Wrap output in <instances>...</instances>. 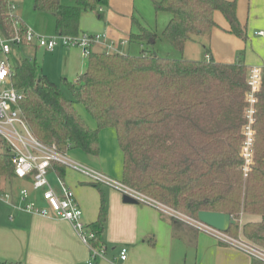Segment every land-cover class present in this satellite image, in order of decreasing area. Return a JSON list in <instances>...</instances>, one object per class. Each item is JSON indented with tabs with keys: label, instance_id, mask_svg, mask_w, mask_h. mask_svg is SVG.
I'll return each instance as SVG.
<instances>
[{
	"label": "trees",
	"instance_id": "trees-1",
	"mask_svg": "<svg viewBox=\"0 0 264 264\" xmlns=\"http://www.w3.org/2000/svg\"><path fill=\"white\" fill-rule=\"evenodd\" d=\"M9 3L0 0V27L7 34L13 32L14 22ZM105 5L108 0H78L74 5L35 0L37 9L56 17V32L68 35L81 33L84 10ZM156 7L170 13L164 35L180 50L193 34L217 25L216 10L224 14L229 31L247 38L236 0H161ZM137 23L139 32L131 33V41L144 45L156 39V31ZM20 24L25 26L21 20ZM247 71L241 61L224 63L212 57L191 60L145 49L140 55L92 50L86 71L75 82L66 80L75 99L68 98L58 83L40 71L36 60L28 57L14 64L12 81L23 95L22 112L38 139L98 155L100 131L113 128L123 153L124 184L193 218L201 210L229 212L235 218L242 211L260 214L262 220L247 223L243 233L264 249V75L256 112L259 134L245 175L241 148ZM77 104L85 106L96 128L84 119ZM55 167L62 176L66 172L62 164ZM14 174L11 152H0V177ZM107 217L102 194L98 219L88 224L96 247L106 246ZM238 229L236 223L229 233L237 236ZM252 259V264H264Z\"/></svg>",
	"mask_w": 264,
	"mask_h": 264
},
{
	"label": "crops",
	"instance_id": "crops-1",
	"mask_svg": "<svg viewBox=\"0 0 264 264\" xmlns=\"http://www.w3.org/2000/svg\"><path fill=\"white\" fill-rule=\"evenodd\" d=\"M108 4V25L106 24V31L123 37L121 48L126 49L125 45L130 40L131 33L139 32V27L137 31H134V0H108ZM97 12L99 13V18H104V8ZM86 15L87 13L85 12L81 15L80 28L86 21ZM19 19L23 21L20 17ZM54 19L56 30L55 16ZM143 25L156 31L152 26ZM140 44L143 46L142 43ZM29 46L34 49L41 48L35 45L20 47L25 48ZM237 46L238 44L236 43L234 47ZM93 48V51L97 52L106 51L104 50L105 46L102 44L94 45ZM56 53L61 56L63 66L69 69L73 78L78 79L86 71V58L78 49L60 48ZM206 53H210L211 57L219 62H238L234 60V50H230V53L224 55L211 49L207 50ZM257 61L259 60H255L254 57H248L246 63L241 62L249 69L251 67L248 64H257ZM41 72L52 81L58 83L42 68ZM77 109L88 124L92 128H96L94 126V121L96 120L88 112H85L87 110H84L79 104H77ZM77 155L90 163H95V160L85 156L83 152H79ZM107 157L110 158L108 155ZM105 170L110 174L115 172L110 166H106ZM62 177L65 179L68 187L74 192L84 212V220L87 224H91L98 219L102 194L106 197L108 217L103 241L107 250L106 257L98 260L97 264H184V245L187 247H197L199 240L198 230L183 221L170 217L157 208L142 202H125L123 199L124 194L121 191L115 188H107L106 192H104L101 186H95L88 180L86 181L79 176L69 174L67 170ZM4 178L5 181H9L10 187L15 185L12 184L14 177L4 176ZM54 178L57 181V175L51 171V182L57 186L58 182L54 184ZM16 179H18V185L21 189H29L31 197L41 192L34 190L28 179ZM93 187L100 190L101 196ZM5 189L6 185L0 186V191ZM11 192L13 199L16 200L18 193L14 189H11ZM40 202L42 203L43 201L40 200ZM19 206L14 200L6 201L3 199V202H0V262L10 261L20 262L21 264H87L90 256L89 249L69 221L57 217L29 213L19 208ZM235 219L239 226L237 236L246 239L243 227L247 223L260 222L262 215L242 211L240 217ZM124 247L128 249L126 260L120 258V252ZM218 247L222 249L225 247L227 249V257H230V255L232 257V253L235 251L230 248L228 249L225 245ZM252 261L253 259L250 256L249 264H252ZM236 264L240 263L237 262Z\"/></svg>",
	"mask_w": 264,
	"mask_h": 264
},
{
	"label": "rangeland",
	"instance_id": "rangeland-1",
	"mask_svg": "<svg viewBox=\"0 0 264 264\" xmlns=\"http://www.w3.org/2000/svg\"><path fill=\"white\" fill-rule=\"evenodd\" d=\"M9 1L16 5L15 13L24 21L27 27L31 28L38 34H42L44 36L57 35L53 14L47 10L37 9L35 7V0ZM61 1L63 4L74 5L77 3L78 0ZM156 1L161 0H134L133 8L136 19L133 21L134 31H137L139 27L137 21L152 26L157 33V37L154 43L151 41L144 43V45L142 46L139 41L128 40V43L125 45L126 49H122L121 44L123 42V37L116 35V33L115 35H113L110 32L106 31V24L108 25L107 12L109 10V4L103 6V8L105 9V13L103 14L104 18L102 19L99 18V13L97 12L100 8H98V10H84L82 12L87 13V15L86 21L81 27L82 32L80 34H99L101 36V40L93 44L92 50H94V45L102 44L103 46H105L104 50L110 52L140 55L142 50L145 49L147 51L155 52L163 57L175 59L185 58L191 60L205 59V54L209 49L221 55L230 53V50H234V60L238 62L243 61L246 63L248 57H254L255 60H259L257 61V64L248 65H250L251 68L256 66L264 68V36H260L258 34V31H264V0H236L237 15L242 26L245 28V32L247 35L246 39L229 31V24L224 14L222 13V11L216 10L214 13V19L217 25L214 26L210 31L202 32L200 34H193L192 39L187 41L183 50L174 47L171 42L165 37L164 30L167 27L171 16L168 11L157 9ZM236 43L238 44V46L234 47ZM60 48L78 49V51L81 52L82 55L86 58V62L88 61V55L85 54L84 48L79 45L69 47L61 45L56 47L53 51L45 49L43 47L34 49L31 46L25 48L14 46L13 53L11 54V61L13 64H19L24 58L27 57L36 60L39 65L40 71L41 68L45 70L50 77H52L59 83L68 98L75 99L74 93L71 90L70 85L66 82V80L72 83L75 82L77 78H73L72 73L69 72V69L63 66L61 62V56L56 53ZM79 106L86 110L84 105L79 104ZM94 126L97 127L96 121H94ZM256 132L258 136L259 132L257 128ZM100 139V153L98 155L86 153L85 151L79 148H72L68 152L70 158L90 168L106 172L113 178L122 181L123 153L119 146L118 137L115 129H102L100 131ZM9 151V147L5 140L0 138V152ZM79 152H83L85 156H88L95 160V163H90L87 160H84L82 157L78 156L77 154H79ZM107 155L110 158H108ZM106 166L112 167L113 171L115 172L110 174L105 170ZM66 170L69 174L79 176L80 178L85 179L86 181L88 180L83 173L77 171L76 169L67 167ZM16 178L17 177H14L12 180V184L15 185H12V187H10L9 181H5V178L1 177L0 186L6 185V189L1 190L0 195L4 193H9L12 197L10 200L16 201L17 205L21 206L23 204L19 193L21 187H19V181ZM54 184H57L55 178ZM100 186L102 187L104 192H106L105 190L107 188H113L112 186L104 183L100 184ZM93 188L101 196L100 190L96 187ZM11 189H14L18 193V198L16 200L13 199L12 192L10 193ZM40 193L41 192L35 194L34 197H31L30 199L35 200L39 205L45 206L46 202L43 200L42 196H40ZM40 200L44 203H41ZM0 202H3L2 198H0ZM187 216L191 217L189 215ZM183 222L187 225L192 226L186 221ZM192 227L196 229L194 226ZM197 230L199 233L197 247H187L185 245L183 247L184 264H236L237 262H239L240 264H249L250 255L247 252L241 250L233 244H226L219 241L220 239L203 229ZM230 235L235 238L238 237L234 234ZM220 244L227 246L228 249L230 248L232 250H235L234 253H232V257L231 255L230 257L226 256V254H228V251L225 247L223 249L221 247L219 248L218 246H221Z\"/></svg>",
	"mask_w": 264,
	"mask_h": 264
},
{
	"label": "built area",
	"instance_id": "built-area-1",
	"mask_svg": "<svg viewBox=\"0 0 264 264\" xmlns=\"http://www.w3.org/2000/svg\"><path fill=\"white\" fill-rule=\"evenodd\" d=\"M10 14L14 18L13 32L5 33L0 27V138L7 143L12 154L14 164V177L28 179L36 191H41V196L46 202L45 206L37 204L31 200V192L28 188L20 191L21 201L19 206L24 211L39 214L47 217H57L69 221L81 240L89 249L90 256L87 264H97V261L106 257V246L96 247L91 242L94 236L89 225L84 220V212L75 197L74 192L60 175L55 165L62 164L66 168L71 167L83 173L90 183L108 184L121 191L124 195H130L139 202L151 205L162 213L175 219L186 221L196 229H203L216 236L219 241L226 244H233L241 250L247 252L251 257L264 262V249L255 245L242 237H233L229 232L220 231L210 225L201 222L198 218L188 217L180 211L160 202L140 191H137L122 181L113 178L105 172L90 168L82 163L72 160L69 156V147H62L57 142H44L36 137L30 128L26 117L22 112L20 102L22 93L14 86L12 74L14 64L11 61V54L14 46L35 45L48 50H54L58 46H82L85 54L89 56L95 42L101 40L99 34H59L54 36H44L38 34L26 24H20L15 13L16 5L9 3ZM103 8L101 7L100 10ZM259 35H264V31H258ZM206 59H211V54L206 53ZM264 68L252 67L248 69L246 92V108L243 126L242 156L244 158L243 170L247 175L253 162L257 121L258 95L262 87ZM7 86V87H6ZM53 171L57 175L58 185L52 184L50 173ZM2 199L9 201V193L1 194ZM128 256L127 247L122 248L120 258L126 260Z\"/></svg>",
	"mask_w": 264,
	"mask_h": 264
},
{
	"label": "water",
	"instance_id": "water-1",
	"mask_svg": "<svg viewBox=\"0 0 264 264\" xmlns=\"http://www.w3.org/2000/svg\"><path fill=\"white\" fill-rule=\"evenodd\" d=\"M151 41L154 42L155 40L152 39ZM123 199L128 203H139L136 198L127 194L124 195ZM198 219L223 232H229L231 226L237 223L231 213L220 211L201 210L198 213Z\"/></svg>",
	"mask_w": 264,
	"mask_h": 264
}]
</instances>
